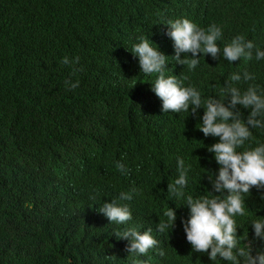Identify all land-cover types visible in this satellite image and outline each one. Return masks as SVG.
<instances>
[{
  "label": "trees",
  "instance_id": "obj_1",
  "mask_svg": "<svg viewBox=\"0 0 264 264\" xmlns=\"http://www.w3.org/2000/svg\"><path fill=\"white\" fill-rule=\"evenodd\" d=\"M184 18L219 26L221 48L244 35L264 50V0H0V264H230L193 252L182 236L186 196L212 195L208 176L219 165L207 147L219 138L197 128L203 107L162 112L151 90L157 74L141 73L131 51L148 38L167 56L165 76L187 75L184 86L202 99H218L229 77L245 71L256 79L241 90L256 85L264 94V59L230 64L222 53H201L189 72L176 63L164 24ZM65 81L79 86L69 90ZM237 107L246 121L250 109ZM252 132L246 148L264 144V129ZM178 157L191 165L185 198L168 193ZM133 189L131 201H119L133 214L127 225L99 213ZM262 196L264 189H250L246 215L235 217L241 244L255 250H264L250 223L264 219ZM168 208L177 215L169 235L156 231ZM130 227H151L158 248L125 251L128 241L114 233Z\"/></svg>",
  "mask_w": 264,
  "mask_h": 264
},
{
  "label": "clouds",
  "instance_id": "obj_2",
  "mask_svg": "<svg viewBox=\"0 0 264 264\" xmlns=\"http://www.w3.org/2000/svg\"><path fill=\"white\" fill-rule=\"evenodd\" d=\"M164 24L167 26L165 34L173 41L176 63L187 66L189 72L199 65L201 53L210 55L213 60L222 53L230 64L241 58L252 60L253 56L257 61L264 59V50L256 47L251 40H246L244 35L233 37L230 43L221 48L217 42L222 39L223 32L216 24L204 29L187 18L169 20ZM149 41L141 37L131 52L138 57L141 73L157 74L151 90L162 101V112L189 113L191 106L192 114H197L198 109L203 107L202 123L197 128L205 137L219 138L217 143L207 147L208 152L214 153V159L219 165L218 175L208 176L212 185L210 196L194 199L187 195L185 198L191 165L186 166L183 158H177L178 176L168 184V193L175 198H185L184 205L189 209V219L182 222L183 240L192 246L193 252L207 253L213 262L219 258L230 264H241V259L243 264H264V250H255L251 242L241 244L243 238L237 235L235 219L246 215L244 197L250 189H264V144L254 148L245 147L246 142L253 140V129H264V94L259 93L256 85H249L244 90L238 86L254 81L256 77L247 71L242 75L234 73L225 82L218 99L212 96L202 99L195 87L184 86V81L189 79L187 75L180 79L174 75L165 76L167 56ZM181 54L184 55L183 59ZM75 62H79V57L75 58ZM62 63L69 64L70 61L65 57ZM65 84L69 90H74L79 86V81H65ZM238 105L250 109L246 121L242 119ZM116 167L122 173H127L123 163L118 162ZM136 191L121 192L118 199L104 202L99 207V213L110 223L127 225L133 219V214L128 204L119 201H131ZM163 215L166 220L160 219L156 231L169 235L175 227L176 211L168 208ZM250 223L255 238L264 241V219L251 220ZM152 232L151 227L143 233L130 227L114 234L118 240L128 241L125 251L136 256H147L160 243ZM158 254L161 257L165 255L162 249Z\"/></svg>",
  "mask_w": 264,
  "mask_h": 264
}]
</instances>
